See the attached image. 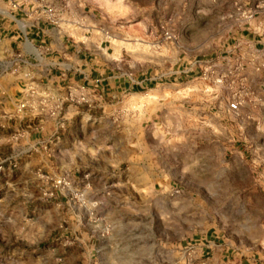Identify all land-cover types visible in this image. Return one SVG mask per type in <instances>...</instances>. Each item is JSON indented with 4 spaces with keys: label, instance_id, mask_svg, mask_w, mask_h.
<instances>
[{
    "label": "crops",
    "instance_id": "1",
    "mask_svg": "<svg viewBox=\"0 0 264 264\" xmlns=\"http://www.w3.org/2000/svg\"><path fill=\"white\" fill-rule=\"evenodd\" d=\"M254 1L246 2L256 15L240 38L256 52L264 49V0ZM47 4L0 0V136L8 142L2 163L9 174L60 170L72 183L68 194L85 205L105 207L107 219L110 211L128 204L133 213L121 216L146 222L142 231L150 235L151 220L172 218L165 204L180 212L185 199L191 204L198 197V189L218 196L231 166L245 171L244 151L233 150L237 159L231 162L220 143L230 136V126L232 136H245L246 118H264L263 110L255 114L257 106H242L234 111L221 91L183 85L175 76L168 80L122 70L91 18L86 22L83 11L71 17L67 7L52 14ZM263 72L248 74L261 90ZM27 85L36 89L34 96L26 94ZM69 90L85 92L89 102H67L65 125L58 128L54 117L39 114L38 100L48 94L52 107ZM26 98L35 103L22 112L19 103ZM174 229L163 228L161 234L181 236ZM218 233L192 235L201 264H243L231 261ZM141 247L130 251L142 253ZM137 259L143 257L134 255L132 264Z\"/></svg>",
    "mask_w": 264,
    "mask_h": 264
},
{
    "label": "rangeland",
    "instance_id": "2",
    "mask_svg": "<svg viewBox=\"0 0 264 264\" xmlns=\"http://www.w3.org/2000/svg\"><path fill=\"white\" fill-rule=\"evenodd\" d=\"M46 1L52 14L60 7L71 17L83 11L86 22L91 18L103 29L118 68L168 80L175 76L183 85L223 92L229 104L264 111V89L248 78L263 70L264 49L253 52L240 38L256 15L247 0ZM233 130L230 126L220 147L231 162L237 159L233 150L244 151L245 171L231 166L218 196L198 189V197L191 204L185 199L180 212L165 204L172 218L151 220L150 235L142 231L146 222L121 216L133 213L128 204L107 219L105 207L68 194V185L57 181L72 183L60 170L9 174L2 163L8 142L0 136V264H132L134 255L143 257L138 264H201L192 235L209 230L219 232L233 263L264 264V118L247 117L245 136H232ZM163 228L180 229L181 236H163ZM138 244L142 253L134 254L130 249Z\"/></svg>",
    "mask_w": 264,
    "mask_h": 264
},
{
    "label": "built area",
    "instance_id": "3",
    "mask_svg": "<svg viewBox=\"0 0 264 264\" xmlns=\"http://www.w3.org/2000/svg\"><path fill=\"white\" fill-rule=\"evenodd\" d=\"M52 11V9H50ZM261 69L264 70V62L260 65ZM26 94H30V97L34 96L37 92L36 89L30 85L25 86ZM40 103L39 105V114H42L44 116L49 115L56 119L57 127L63 128L65 125L64 122V110H65V104L67 102L76 103V104H86L89 102L88 96L85 92L80 91L79 93H76L74 91L69 90L66 95L63 97L57 98L52 105V107H48L50 100L48 99V94L43 95L40 100H38ZM32 103H35L31 101L29 98H26L22 100L19 103V110L24 112L26 106L32 105ZM230 109L236 111L240 107V102L233 101L229 104ZM48 108V109H47ZM2 168V165L0 166ZM58 183H64L65 185H69V182L58 180Z\"/></svg>",
    "mask_w": 264,
    "mask_h": 264
}]
</instances>
